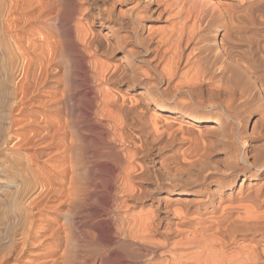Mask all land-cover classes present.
<instances>
[{
    "label": "bare ground",
    "instance_id": "6f19581e",
    "mask_svg": "<svg viewBox=\"0 0 264 264\" xmlns=\"http://www.w3.org/2000/svg\"><path fill=\"white\" fill-rule=\"evenodd\" d=\"M9 145L12 264H264V0H0Z\"/></svg>",
    "mask_w": 264,
    "mask_h": 264
},
{
    "label": "rangeland",
    "instance_id": "374dc122",
    "mask_svg": "<svg viewBox=\"0 0 264 264\" xmlns=\"http://www.w3.org/2000/svg\"><path fill=\"white\" fill-rule=\"evenodd\" d=\"M255 115V114H254ZM253 115V116H254ZM252 116V115H251ZM256 116V115H255ZM147 119L149 118V117H146ZM165 118V117H164ZM166 119L167 120H169V118L168 117H166ZM175 126H177V125H175ZM185 126V125H184ZM12 130H14V129H12ZM117 142V144H116V147H117V149L118 150H120V149H122V147H123V149H124V147L126 148L127 146L126 145H124V143H121V141H116ZM216 144H218V145H215V143H214V148H216L217 146V149L218 148H220V147H222V146H220L219 145V143H216ZM11 145V144H10ZM1 146L0 147V181L1 182H5V184H4V182H3V184L2 183H0V258H1V256H3V254H4V256H5V250L4 249H6V247H7V244H6V242H5V238H4V230H5V224H6V222H4V217H5V221H6V216L5 215H7L8 216V213H9V211H11L12 210V208H10L9 209V207H10V200H13L14 198H16L17 196H18V193H17V184H18V182L16 183H14L12 180H9V177H7L6 175H7V167L8 166H13V164H11L12 162L15 164V166H17V167H20L22 164L24 165L25 164V162H26V157H25V154H26V152L23 150V149H21V150H19V149H16V150H14L13 149V147L12 146ZM128 148V147H127ZM219 150V155L216 157V159L218 160L219 159V161H221V163L222 162H224V159H225V156H224V153H223V151L221 150V148L220 149H218ZM21 151V152H20ZM149 153L150 154H152V156L151 157H153V150H149ZM11 154V155H10ZM224 158V159H223ZM222 159H223V161H222ZM149 163V162H148ZM156 167H158V165H155ZM22 168V167H21ZM7 177V178H6ZM9 181V182H8ZM11 181V182H10ZM7 182V183H6ZM13 182V183H12ZM15 184H16V186H15ZM16 187V188H14V187ZM13 189H15V190H13ZM10 193H9V192ZM16 193V195H15V193ZM7 193V194H6ZM5 195H7V196H5ZM12 197H11V196ZM9 196V197H8ZM13 196H16V197H14L13 198ZM12 199H11V198ZM9 198V199H8ZM6 200V201H5ZM8 200H9V202H8ZM7 202V203H6ZM8 204V205H7ZM7 205V206H6ZM6 206V207H5ZM9 206V207H8ZM87 206H89V205H87ZM8 207V208H7ZM91 206H89L88 208H90ZM9 211H8V210ZM147 208L146 207H143V211H145ZM7 210V211H6ZM140 210V209H139ZM138 209H133V210H130L129 212H128V214H133V213H137V211H139ZM5 211L6 212H8V213H6L5 214ZM122 211H120L119 212V214L121 213ZM10 214V213H9ZM78 219H76L74 222H76ZM5 224H4V223ZM2 224H3V227H2ZM99 224H101V223H99ZM89 224H85V223H83V226L85 227V228H87V226H88ZM76 233V235H78L79 233L78 232H75ZM1 237H3V238H1ZM2 240V241H1ZM5 244V245H4ZM4 251V252H3ZM38 252H40V251H42V248L40 247V249H38L37 250ZM4 256L2 257V259L3 260H1L0 259V264H12V262H13V256H11V258H10V256H8L7 258H4ZM10 260V261H9ZM12 260V261H11Z\"/></svg>",
    "mask_w": 264,
    "mask_h": 264
}]
</instances>
